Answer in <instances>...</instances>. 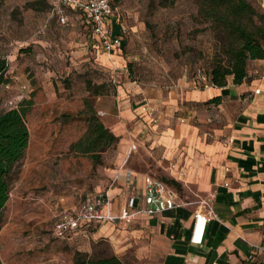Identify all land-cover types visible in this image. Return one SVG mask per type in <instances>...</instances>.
Here are the masks:
<instances>
[{
  "label": "rangeland",
  "instance_id": "1",
  "mask_svg": "<svg viewBox=\"0 0 264 264\" xmlns=\"http://www.w3.org/2000/svg\"><path fill=\"white\" fill-rule=\"evenodd\" d=\"M249 1L264 10V0ZM111 4L118 20L112 19L113 28L124 25L125 44L122 58L107 65L99 57L103 52L91 46L78 14L70 13L61 24L46 0H0V55L8 63L0 110L9 101L19 107L24 100L30 132L3 209L1 264H71L73 245L53 234V214L61 210L54 204L72 198L77 205L103 191L109 169L120 164L116 142L102 151L96 147L94 157L83 152L86 141L79 149L72 147L86 136L87 118L103 124L108 117L119 119V90L125 84L163 91L181 82L201 87L231 40L222 25L198 15L196 0ZM133 161L150 176L166 177L148 153H135ZM173 188L183 197L182 188ZM196 203L205 204L201 199ZM107 254L104 242L93 246L91 255Z\"/></svg>",
  "mask_w": 264,
  "mask_h": 264
},
{
  "label": "crops",
  "instance_id": "2",
  "mask_svg": "<svg viewBox=\"0 0 264 264\" xmlns=\"http://www.w3.org/2000/svg\"><path fill=\"white\" fill-rule=\"evenodd\" d=\"M99 57L110 65L122 58L121 50L113 59ZM119 91L120 118L104 122L117 137L120 163L108 171L104 212L118 215L131 196L144 209L149 174L133 161L135 153L152 156L184 195L166 183L180 205L137 213L130 224L90 222L61 240L73 245V254H91L104 242L124 264H264V59L250 60L238 84L229 77L224 86L181 82L163 91L125 84ZM74 204L60 198L54 209ZM196 211L209 217L203 227Z\"/></svg>",
  "mask_w": 264,
  "mask_h": 264
},
{
  "label": "trees",
  "instance_id": "3",
  "mask_svg": "<svg viewBox=\"0 0 264 264\" xmlns=\"http://www.w3.org/2000/svg\"><path fill=\"white\" fill-rule=\"evenodd\" d=\"M196 4L199 16L211 24L222 25L231 36L229 44L222 47V57L214 61L210 69L208 83L224 86L229 77L234 84L242 82L247 76L248 62L264 59V10H259L249 0H196ZM112 9L115 11L113 6ZM66 13L68 16L70 13L78 14L71 9L66 10ZM78 16L90 36V26L84 22L81 14ZM124 44L123 39L122 45ZM7 69V60L0 55V85L7 80ZM217 100L218 98L212 99ZM23 101L19 103V107L15 103V106L0 110V229L4 223L3 209L9 198L10 179L24 156L30 138ZM87 123L86 136L75 142L72 147L79 149L86 141L87 146L83 152L94 157L96 147H101L102 151L105 146L117 141V137L98 118H87ZM162 181L179 187L178 182L172 178L163 177ZM71 264L124 263L113 254L91 255L76 251Z\"/></svg>",
  "mask_w": 264,
  "mask_h": 264
},
{
  "label": "built area",
  "instance_id": "4",
  "mask_svg": "<svg viewBox=\"0 0 264 264\" xmlns=\"http://www.w3.org/2000/svg\"><path fill=\"white\" fill-rule=\"evenodd\" d=\"M50 6L51 15L56 16L61 24L68 22L66 10L71 9L84 17V22L90 26L91 45L98 48L110 58L123 45V34L125 27L118 23L119 31L114 33L112 19L118 22L112 9L110 0H46ZM117 69V66H112ZM8 87V85H5ZM9 107L15 106L14 101L8 102ZM102 114V113H101ZM143 201L144 209L135 205V198L128 199L127 206L116 216H109L104 212L108 204V196L104 192H96L87 196L73 208H62L54 214L53 234L63 239L72 231L84 227L90 222H99L110 219L121 224H130L137 213L145 212L147 215L158 214L164 210L174 208L180 203L176 202V194L164 181L159 178L146 175L144 177ZM194 217L197 223L204 226L209 217L196 211ZM192 240L199 241L200 238L193 237Z\"/></svg>",
  "mask_w": 264,
  "mask_h": 264
}]
</instances>
